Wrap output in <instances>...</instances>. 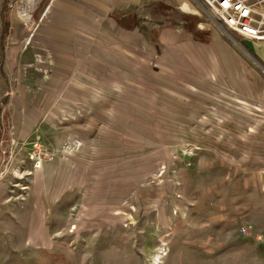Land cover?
<instances>
[{"label":"rangeland","instance_id":"374dc122","mask_svg":"<svg viewBox=\"0 0 264 264\" xmlns=\"http://www.w3.org/2000/svg\"><path fill=\"white\" fill-rule=\"evenodd\" d=\"M26 1L25 63L3 61L0 264H264V46L192 0L78 1L90 34Z\"/></svg>","mask_w":264,"mask_h":264},{"label":"crops","instance_id":"0c3cea01","mask_svg":"<svg viewBox=\"0 0 264 264\" xmlns=\"http://www.w3.org/2000/svg\"><path fill=\"white\" fill-rule=\"evenodd\" d=\"M11 0H0V45L2 47L4 46V49L2 48L1 50V60H0V108H2V103L4 101V98L7 96L8 91H7V84L5 80V72L3 68V61L9 62L12 57H16L17 60H19L20 64H24L25 61L20 58V55H22V51L25 49L24 47V42H23V35H22V28H23V16L25 15L24 13L27 12V6L28 1L23 5L24 0L19 1V7L16 6V8L20 9L21 15L19 16H14L11 15V12H9V2ZM83 2L88 5L91 3H96V8L105 12L107 15L108 12L115 8L116 4L118 1H122L125 4L128 3H134L138 1H150V0H50V4L48 9L51 10V18H67L68 21H71V25L75 27V32L76 27H77V20L79 21V28L84 31V34H90L93 32L94 26H96V16L93 14V11L91 10H82L77 7V2ZM18 2V1H17ZM185 2L184 0H172L173 4H176L178 7L182 8L179 4H183ZM90 3V4H89ZM47 9V10H48ZM183 9V8H182ZM185 10V9H183ZM53 11V14H52ZM48 12V11H46ZM50 12V11H49ZM188 12L194 13V11L188 10ZM68 14V16H65ZM195 14V13H194ZM26 18V16H24ZM43 17H40V22L42 21ZM44 23V22H43ZM95 23V24H94ZM50 23L47 24V26ZM60 25V22L55 19L52 21V24L50 25ZM200 26V25H199ZM199 29H209V27H199ZM2 33H4V36H2ZM169 33L165 31L162 35L161 38L163 41H167L166 38L168 37ZM173 38L176 39L179 38L180 35H171ZM7 37L11 38L14 37L15 41L13 43H10V45L6 44V39ZM248 41V39H246ZM254 44L256 46H264V42H255ZM8 45V46H7ZM261 53V55L264 57V50H261L260 48L256 51ZM264 60V59H263ZM238 206H243L242 204H236L234 207H231L230 210L233 208H237ZM259 210L258 207H255V204L252 200L248 199V203H244V214L241 215L240 217H244L243 220L245 222H250L256 227H260L262 230V215L260 212L255 211ZM233 214H230V216ZM238 216V214H236ZM240 238V237H239ZM242 239H240L242 242L248 241V235L246 236H241ZM222 252L219 251L218 255H220Z\"/></svg>","mask_w":264,"mask_h":264},{"label":"built area","instance_id":"2783aa9c","mask_svg":"<svg viewBox=\"0 0 264 264\" xmlns=\"http://www.w3.org/2000/svg\"><path fill=\"white\" fill-rule=\"evenodd\" d=\"M192 1L229 38L235 35L242 39L264 42V0ZM245 231L242 228V232Z\"/></svg>","mask_w":264,"mask_h":264},{"label":"bare ground","instance_id":"6f19581e","mask_svg":"<svg viewBox=\"0 0 264 264\" xmlns=\"http://www.w3.org/2000/svg\"><path fill=\"white\" fill-rule=\"evenodd\" d=\"M38 165H39V163H38ZM159 258H160V256L158 254H156L155 258L153 259V263L157 264V262H159Z\"/></svg>","mask_w":264,"mask_h":264},{"label":"trees","instance_id":"16d2710c","mask_svg":"<svg viewBox=\"0 0 264 264\" xmlns=\"http://www.w3.org/2000/svg\"><path fill=\"white\" fill-rule=\"evenodd\" d=\"M206 33V32H205ZM204 32H203V34H205ZM2 36H4V33H2ZM207 36H208V33H207ZM202 41V40H201ZM205 41H207V40H205Z\"/></svg>","mask_w":264,"mask_h":264}]
</instances>
